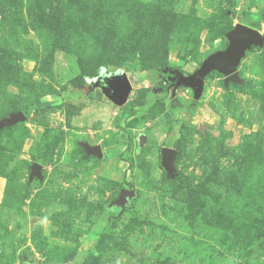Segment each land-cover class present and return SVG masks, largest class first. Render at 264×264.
I'll use <instances>...</instances> for the list:
<instances>
[{"label":"rangeland","instance_id":"obj_1","mask_svg":"<svg viewBox=\"0 0 264 264\" xmlns=\"http://www.w3.org/2000/svg\"><path fill=\"white\" fill-rule=\"evenodd\" d=\"M245 19L264 38V0H0V121L25 116L0 129V264H264V49L189 81Z\"/></svg>","mask_w":264,"mask_h":264},{"label":"water","instance_id":"obj_2","mask_svg":"<svg viewBox=\"0 0 264 264\" xmlns=\"http://www.w3.org/2000/svg\"><path fill=\"white\" fill-rule=\"evenodd\" d=\"M227 38L229 39L228 47L224 51H219L209 56L201 69L189 79L197 88V91L201 89L204 77L211 71H218L223 74L225 83H236L238 81L236 67L245 52L252 46L264 49V38L255 29L244 25H237L228 33ZM99 80L102 83L105 94L118 104L124 103L131 92V84L125 75H116L115 77L102 76ZM186 81L188 80H181V82ZM24 118L23 113L12 114L0 121V129L5 126H14L23 121ZM84 150L88 156L101 157V149L99 147L84 145ZM174 156L175 152L171 149H164L162 151V164L168 171L172 170ZM39 170V165H33L31 168L32 176L39 177ZM131 194L122 190L116 204L121 206Z\"/></svg>","mask_w":264,"mask_h":264},{"label":"trees","instance_id":"obj_3","mask_svg":"<svg viewBox=\"0 0 264 264\" xmlns=\"http://www.w3.org/2000/svg\"><path fill=\"white\" fill-rule=\"evenodd\" d=\"M244 23L246 24H249V26L247 27H250V28H253L255 29L254 27L256 26V23L253 22L251 19H245ZM146 78L147 80L152 84V85H155L156 82L158 81V79L160 80H164L169 84V85H173L174 84V77L172 74H169V73H163L161 70H158V69H148L146 71ZM39 106V105H37ZM25 114L27 115L28 112L26 111Z\"/></svg>","mask_w":264,"mask_h":264}]
</instances>
